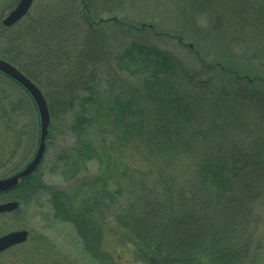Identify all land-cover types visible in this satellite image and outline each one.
Instances as JSON below:
<instances>
[{
  "label": "rangeland",
  "instance_id": "obj_1",
  "mask_svg": "<svg viewBox=\"0 0 264 264\" xmlns=\"http://www.w3.org/2000/svg\"><path fill=\"white\" fill-rule=\"evenodd\" d=\"M19 1L0 0V23L10 7ZM192 1L87 0V8L96 21L114 17L118 20V24L108 20L107 27L95 29L98 33L103 31L108 42V53L99 61L98 72L102 76V87L115 85L118 91H123L124 96H128L125 88L130 90L131 85L136 89L140 85L144 72L129 73L127 69L117 71L115 67L113 56L124 52V45L120 42L125 41L133 45L137 43L156 46L170 53L189 71L197 72L201 84L198 88L189 90V96L198 111V118L193 126L200 134L195 137V147L182 154L150 152L145 149V141L138 138L124 146L116 145L119 149L110 152L109 160L105 159L100 163L97 160L87 161L74 180L71 179L73 177L61 175L59 169L53 168L57 155L68 147L70 149L75 140L74 135L63 125L59 126V121H56L59 128L53 131L52 144L46 151L41 166V180L48 187H69L68 191L72 196L77 188L83 189L82 195L84 191H94L97 195L98 189L103 188L102 183L91 182L102 174H108L110 181L113 179L112 181L116 180L120 184L123 192L117 195L111 193V198H116H107L102 204L105 206L98 209L103 231L102 250L115 259L117 264H146L145 259L131 249L129 230L120 221L138 210L134 211L132 207L139 195L136 185L135 189L134 186H128L131 180H146L156 194L169 202L170 211L177 213L178 190L181 187L185 189L186 186L187 189L195 191V186L199 185L195 177L198 166L205 157L219 153L213 148L214 144H221V152H226L223 156L228 154L227 147L232 148L233 135L228 130H223L221 123L222 114L226 116L225 109L227 112L230 110L229 104L227 105V100H222V95L217 92L222 86L231 88L229 78L218 67L215 66L211 70L206 64L220 65L227 71L232 68L238 71L240 76L264 78V0H207V5L202 8L203 12L195 11ZM84 5L82 0H34L28 15L21 19L22 24L19 22L13 33L26 31L22 32L28 52L34 53L39 48L46 52L67 49L70 56L74 57L82 50L98 46L96 39L85 42L84 31L87 27L81 18ZM87 8L85 9L88 11ZM30 24L34 27L33 30H25ZM142 27L143 29H140ZM67 31L71 36L65 42L63 36ZM5 45L4 40L0 38V51ZM74 59H70L68 64L75 66L77 61ZM2 76L5 77L0 73V97L6 99L3 106L7 112L4 117H1L0 113V173L5 175L19 170L31 159L38 142L39 126L37 112L29 96L18 85L11 83L12 80ZM174 78L180 79V73ZM239 87L245 93L253 90L256 98L264 96V82L253 81L248 84L242 81ZM106 93L109 95V90ZM139 93L140 91L137 92ZM110 94L115 96L117 93L111 91ZM134 95L136 91L131 94ZM137 97L140 99L136 98L133 103L137 111L135 114H138L139 118L148 117L152 120L156 116L155 107L150 105L144 95ZM220 101L224 102L221 104ZM12 103L17 105L16 112L9 110ZM218 107L220 109H217ZM141 108L143 111L139 112ZM107 110L109 109H105ZM65 116L68 124L72 120L71 113ZM109 117L111 118V115ZM111 120L107 119V127L112 130ZM213 131H216L215 138H212ZM202 136H205V139L201 141ZM91 137L98 150L104 147L108 151L113 150L108 135L96 130L91 133ZM102 137H105L106 141L104 138L102 142ZM252 141L251 136L243 140V144ZM78 181L83 182L82 185H79ZM115 186L116 184L110 183L109 191L114 190ZM203 189L206 191L204 187ZM39 192L42 193L41 189ZM29 198H32L29 203H22L17 210L1 217V233L27 229L30 237L2 253L0 264H98L85 252L84 244L74 226L55 217L45 192ZM80 199L81 197L77 196L75 202L80 204ZM214 210L219 212L218 209ZM252 217L250 228H240L233 234L237 240L241 237L248 242V247L245 248L246 259L242 264H264V192L255 203ZM229 236L225 234L224 240L232 239ZM237 240L235 241L238 242Z\"/></svg>",
  "mask_w": 264,
  "mask_h": 264
},
{
  "label": "trees",
  "instance_id": "obj_2",
  "mask_svg": "<svg viewBox=\"0 0 264 264\" xmlns=\"http://www.w3.org/2000/svg\"><path fill=\"white\" fill-rule=\"evenodd\" d=\"M82 3L87 8V0H82ZM192 3L195 11L203 12L207 0H193ZM85 8H82L81 17L87 27L84 31L85 42L96 39L98 46L82 50L74 57L70 56L67 49L46 52L39 48L34 53L28 52L24 41L26 31L14 34H10L9 30L0 31V38L6 44L0 56L17 65L35 81L49 102L52 125L47 150L52 144L53 131L60 125L75 137L73 146L57 155L53 168L59 169L61 175L74 179L87 161L97 160L100 163L109 160L110 152L119 149L116 145L124 146L138 138L145 141V149L150 152L161 151L166 155L189 152L195 147V137L200 134L193 126L198 111L189 96V90L201 85L197 72L189 71L176 57L161 48L147 44L133 45L125 41L120 42L124 45V52L113 56L115 67L117 71L127 69L129 73L144 72L140 85L136 89L131 85L130 90L125 88L128 96L118 91L115 85L102 87L99 61L108 53V42L106 34L103 31L98 33L95 29L107 27L108 20L118 24V20L114 17L96 21L90 9L87 8V11ZM33 28L30 24L24 29L29 31ZM70 36L67 31L63 40L68 41ZM72 58L77 61L75 66L68 64ZM215 66L228 76L231 86L229 89L227 86L217 89L222 100H227L230 109L228 112L225 109L226 116L222 114L221 117L222 129L233 135L232 148H226L228 154L223 156L226 152H221V144H214L213 148L219 153L205 157L198 166L195 177L199 185L195 186V191L186 186L178 190L177 213L170 211L169 202L156 194L146 180L130 179L128 186L136 185L138 189V199L132 205L134 211L138 210L119 219L129 230L131 249L143 257L146 264H242L246 259L245 248L248 242L241 237L240 241L237 240L233 233L240 228H250L255 203L264 192V96L254 97L253 90L245 93L239 84L242 81L248 84L253 81L264 82V78L240 76L232 68L227 71L220 65L206 64L211 70ZM179 73L180 79L174 78ZM105 89L117 94L108 95ZM135 91L136 95L131 96ZM138 91L155 107L156 116L152 120L148 117L139 118L135 114L137 111L133 103L136 98L140 99L137 95L142 96L137 94ZM5 101V98L0 97L1 117L7 112L3 106ZM9 108L11 112L18 109L13 103ZM141 111L142 108L139 109ZM68 113H71L72 120L66 124L65 115ZM107 119H112V130L107 127ZM56 121H59V126ZM96 130L108 135L113 150L96 148L91 137V133ZM216 136V131H213L212 138ZM251 136L253 141L243 144V140ZM43 163L44 159L33 175L21 180L14 189V199L21 206L22 203H29L32 195L45 192L55 217L74 226L85 252L98 264H117L115 259L102 250L103 231L98 209L105 206L102 204L107 198H116L110 195L123 192L120 184L113 179L110 181L108 174H102L91 182L102 183L103 188L98 189L97 195L94 191H84L82 195L83 189L77 188L72 196L69 187H48L43 183L40 175ZM71 179L68 178L69 181ZM77 183L82 185L83 182ZM110 183L117 187L109 191ZM77 196L81 197L80 204L75 202ZM1 199L4 200V197ZM225 234L232 239L224 240Z\"/></svg>",
  "mask_w": 264,
  "mask_h": 264
},
{
  "label": "water",
  "instance_id": "obj_3",
  "mask_svg": "<svg viewBox=\"0 0 264 264\" xmlns=\"http://www.w3.org/2000/svg\"><path fill=\"white\" fill-rule=\"evenodd\" d=\"M33 0H20L8 13L3 23L6 26L18 22L29 11ZM0 73L4 74L20 85L32 99L38 115V142L31 159L15 173L0 178V193L9 191L19 185L21 180L30 177L38 169L47 151V139L50 135L52 116L49 102L39 85L28 77L16 65L0 57ZM19 207L18 201L0 203V214L10 212ZM30 233L27 229L8 232L0 236V252L5 249L25 242Z\"/></svg>",
  "mask_w": 264,
  "mask_h": 264
},
{
  "label": "flooded vegetation",
  "instance_id": "obj_4",
  "mask_svg": "<svg viewBox=\"0 0 264 264\" xmlns=\"http://www.w3.org/2000/svg\"><path fill=\"white\" fill-rule=\"evenodd\" d=\"M12 8H14V6L12 7H10V10L6 13V15L4 16V17H2V19H1V23H0V31L1 30H9V32H10V34H14L13 33V29L14 28H12L13 27V25H15V24H13V25H11V26H6V25H4V23H3V21H4V19H5V17L7 16V14L12 10ZM11 172V171H10ZM11 173H9V174H1L0 173V178H3V177H6V176H8V175H10ZM4 197V200H2L1 198H3ZM11 200H14V189L13 190H10V191H7V192H4V193H0V203H2V202H7V201H11ZM8 213H10V212H6V213H3V214H0V221H1V217H5ZM2 235V233H1V231H0V236ZM10 249V248H9ZM9 249H7V250H9ZM7 250H5V251H7ZM1 253H3V252H1ZM0 253V254H1Z\"/></svg>",
  "mask_w": 264,
  "mask_h": 264
}]
</instances>
